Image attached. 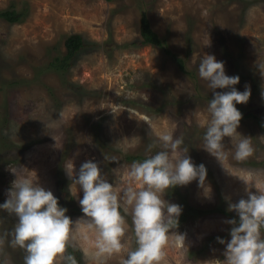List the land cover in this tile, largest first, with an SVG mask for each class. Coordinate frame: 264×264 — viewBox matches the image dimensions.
<instances>
[{"label": "rangeland", "instance_id": "1", "mask_svg": "<svg viewBox=\"0 0 264 264\" xmlns=\"http://www.w3.org/2000/svg\"><path fill=\"white\" fill-rule=\"evenodd\" d=\"M6 9L23 16L18 23L0 17V203L15 175L36 173L58 201L63 193L67 201L72 197L76 219L82 192L71 195L72 164L75 172L83 161L95 160L109 182L123 183L132 161L159 150L145 151L156 133L174 128L194 163L205 165L211 192L205 197L195 180L165 192L181 213L189 207L196 213L178 222L175 231L185 234L186 245L170 237L164 264H222L224 245L216 237L230 238L224 221L235 216L224 197L235 202L246 198L245 186L264 188V0H0V11ZM142 14L184 70L161 48L133 43L141 39ZM70 34L88 45L65 72L56 71L50 63L64 55ZM204 54L224 61L227 75L239 76L238 90L250 89L247 103L236 105L252 114L237 129L254 146L245 160L233 159L228 137L229 155L221 162L202 148L201 122L212 98L197 74ZM105 154L117 161L104 160ZM131 155L138 158L127 160ZM113 168L119 170L115 176ZM217 207L224 213L213 212ZM126 219L131 237L130 215ZM14 224L15 217L0 210V264H24L23 250L9 243ZM93 239L72 234L69 248L77 262L94 264L88 255ZM121 255L105 264H120Z\"/></svg>", "mask_w": 264, "mask_h": 264}, {"label": "clouds", "instance_id": "2", "mask_svg": "<svg viewBox=\"0 0 264 264\" xmlns=\"http://www.w3.org/2000/svg\"><path fill=\"white\" fill-rule=\"evenodd\" d=\"M210 40L205 45H209ZM197 74L212 90L207 103V119L202 121L203 149L219 162L229 155L224 138H230L234 147L233 159L242 161L254 152L250 136L237 131L242 118L237 104L247 103L250 89L238 90V75H227L224 61L214 54H204L198 63ZM221 89L222 91H216ZM159 145V150L134 160L123 173V183L109 182L95 160L83 161L78 170L67 172L71 179V195L78 197L81 216L72 219L68 209L58 203L50 189L43 187L33 176H16L6 190L0 210L15 217L9 243L23 250L24 264H78L71 253L72 234L79 231L87 239L91 234L92 250L88 253L94 264H105L114 254H120V264H164L166 246L170 237L185 244V234L177 233L182 206L164 199L168 189L187 185L193 180L210 195L206 183L207 170L188 155L183 135H175L174 128L156 133V139L146 146V153ZM104 160L117 161L116 156L104 155ZM221 164V163H220ZM222 166V165H221ZM117 175L118 168H113ZM35 172V171H34ZM205 184L208 185L205 190ZM79 186V189L77 188ZM245 186L246 198L232 202L225 196L227 210L235 216L224 223L230 225L229 239L216 237L224 245L222 264H264V188L251 191ZM131 217L132 235L127 234ZM0 236V243H3ZM135 247H132V244Z\"/></svg>", "mask_w": 264, "mask_h": 264}, {"label": "trees", "instance_id": "3", "mask_svg": "<svg viewBox=\"0 0 264 264\" xmlns=\"http://www.w3.org/2000/svg\"><path fill=\"white\" fill-rule=\"evenodd\" d=\"M22 16H23V14L17 12L16 10L6 9V10L0 11V17L2 19H4L5 21H7L8 23H18L22 20ZM139 35L141 38L140 41L133 42V43H136L137 45H141V46L151 45L154 47L161 48L165 53H168L170 56H172L174 58V60L178 64V67L180 70L185 69L183 60L179 56L170 53V51L168 49H166L167 45L165 44V42L157 35V33H155L151 29L149 19L147 18V16L145 14H142V16L139 19ZM87 45H88V43L83 39V37L81 35H79V34L68 35L64 41V47H65L64 55H62V57H55L53 62L50 63V66H52L56 71L65 72L71 66L72 58L82 48L86 47ZM237 108L242 113L241 120L252 116L251 113H249L243 109H240L239 107H237ZM137 158H138V156H132V155L126 157L127 160L137 159ZM66 195H67L66 193L61 194V199L58 202H60L62 206L66 207L68 209L66 215L71 217V215L73 216L72 209L74 208V207H71L72 206L71 205L72 204L71 203L72 197H69V200L67 201ZM214 211L224 213V211L218 207L213 209V212ZM188 213L194 214V213H196V210L193 207H189L188 209H186L184 211V213L180 214L179 223L183 222V220L185 219V216ZM66 252L74 255L76 260H77L78 255H76L77 252L75 250H71L69 247H67ZM78 264H81V262H78Z\"/></svg>", "mask_w": 264, "mask_h": 264}]
</instances>
